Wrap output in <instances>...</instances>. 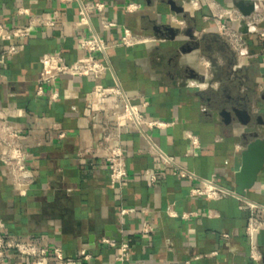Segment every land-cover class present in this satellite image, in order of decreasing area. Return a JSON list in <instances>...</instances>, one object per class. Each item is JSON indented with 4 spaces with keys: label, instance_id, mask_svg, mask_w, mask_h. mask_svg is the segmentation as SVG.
<instances>
[{
    "label": "crops",
    "instance_id": "crops-1",
    "mask_svg": "<svg viewBox=\"0 0 264 264\" xmlns=\"http://www.w3.org/2000/svg\"><path fill=\"white\" fill-rule=\"evenodd\" d=\"M104 2L107 17L116 29L102 31L92 16L94 31L107 43L105 61L109 71L100 80L60 78L47 94L52 103L35 97L40 58L59 54L66 63L84 57L77 43L88 36L85 28L74 30L77 7L65 8L56 0H0V23L21 27L27 16H42L51 28L39 30L20 53L0 65V111L11 116L29 153V167L36 178L25 196H18L0 164V220L7 235L37 245L55 246L71 264H264V229L254 238L258 259L250 257L245 237L249 213L240 201L225 197L205 200L190 195L199 180L214 179L234 191V174L240 167L246 130L232 117H220L224 107L245 110L250 130L264 123V65L260 48L251 34L244 55L237 57L216 32V7L229 10L244 3L252 14L264 11L260 0H80ZM129 4L138 6L126 12ZM171 7L182 9L176 14ZM264 27V23L261 24ZM153 39L132 48L117 46L121 29ZM8 41H0V52ZM208 63V65H207ZM198 75L193 79L192 74ZM119 86L134 106L149 119L171 123L166 129L147 130L146 136L196 180L179 179L162 170L147 151L136 130L117 126L110 116V101L99 97L100 89ZM87 104L92 107L84 114ZM119 137L128 166V181L120 191L110 189L103 150L99 144L104 122ZM64 133L58 141L51 125ZM196 138L193 149L187 136ZM40 143L39 146L37 144ZM89 151L83 159L77 154ZM1 153V149H0ZM156 178L151 184L145 173ZM264 171L244 198L262 204ZM241 198V197H240ZM123 209L134 212L121 217ZM173 215V216H172ZM182 215H190L183 219ZM143 223L151 233L143 235ZM103 240L112 242L109 247ZM120 244L129 247L128 261L115 258ZM86 249L89 260L78 259ZM5 264H29L11 259Z\"/></svg>",
    "mask_w": 264,
    "mask_h": 264
},
{
    "label": "built area",
    "instance_id": "built-area-1",
    "mask_svg": "<svg viewBox=\"0 0 264 264\" xmlns=\"http://www.w3.org/2000/svg\"><path fill=\"white\" fill-rule=\"evenodd\" d=\"M65 8L76 5L77 21L74 24V30L85 28L88 36L82 38L77 43V49L84 54V57L72 63H66L59 54H45L40 60V71L35 81V97L46 98L54 103L58 99L57 93L47 94V89L54 86L62 77L86 78L92 77L100 81L109 71V66L104 60L107 50V43L94 31L91 25V17L99 20L102 31L116 29L117 25L106 15L107 6L104 2H81L80 0H56ZM264 8V0H260ZM126 12L132 13L138 9L137 5L129 4L125 7ZM21 16H27V23L21 27H11L0 23V41H8L7 49L0 52V65L6 60L17 56L25 42L33 34L45 28H51L52 23L42 16L30 15L26 10L18 12ZM213 23L217 34L225 40L230 49L237 57L243 56L247 47V41L239 33L241 24L244 23L247 34L255 38V43L260 48V54L264 65V11L255 13L244 18L236 9L224 10L216 7L213 14ZM120 39L117 46L123 48H132L138 45H144L153 42V39L133 34L130 30L122 28ZM208 65V63H207ZM4 80L0 72V83ZM98 95L101 99L110 101L112 111L110 116L117 126V130L122 127H130L143 136L147 145V151L153 155L160 163L162 170L170 171L171 175L179 179L196 180L195 176L181 168L175 159L163 150H161L150 137L146 136L147 130L166 129L171 123L147 118L142 109L146 103L134 106L132 100L128 98L119 86L109 89H100ZM92 112V107L87 104L84 108V114L87 116ZM109 117L104 122L105 133L99 144L103 150V159L108 172V184L110 189L120 191L128 181V166L124 152L119 146V137L108 126ZM51 131L57 133L58 141L64 139V133L60 125L54 123L51 125ZM22 134L15 127L11 116H7L0 111V164L4 172L16 191L18 196H25L33 185L36 175L29 167V153L21 142ZM190 146L193 149L198 148V142L195 137L188 135ZM40 143L37 144L39 146ZM89 151H83L77 154V157L83 159ZM151 184L156 183V178L149 172L145 173ZM200 187L191 188L190 195L205 200H220L225 197L236 198L240 201V209L249 213L247 225L245 228V237L250 246V257L253 260L258 259L257 248L254 245V238L264 229V186L261 189L263 203L257 204L240 198L234 191L218 186L214 179L199 180ZM133 209H123L120 212L121 217L133 213ZM173 216V215H172ZM190 215H182L185 219ZM151 227L148 223H143L141 233L147 235L151 233ZM103 244L109 247H116L112 242L103 240ZM119 254L116 261L125 262L129 258V247L127 244H120L117 247ZM78 259L89 260L90 255L86 249H81L78 253ZM17 258L26 260L29 264H71L64 259L63 252L55 246L37 245L31 242H24L7 235L6 227L0 220V264L8 263L11 259Z\"/></svg>",
    "mask_w": 264,
    "mask_h": 264
},
{
    "label": "water",
    "instance_id": "water-1",
    "mask_svg": "<svg viewBox=\"0 0 264 264\" xmlns=\"http://www.w3.org/2000/svg\"><path fill=\"white\" fill-rule=\"evenodd\" d=\"M236 7L244 18L252 14V5L245 7L244 3H240ZM171 11L176 14L183 12L182 9L174 7H171ZM239 33L246 35L247 29L244 23L241 24ZM191 74L193 79L199 78L197 74ZM219 115L225 119V123L231 122L234 117L238 124L246 130L241 136L244 141V149L240 153V167L233 176L235 195L245 198L246 193L254 188L258 176L264 171V123H260L259 131L250 130L251 117L245 110H239L232 106L221 109Z\"/></svg>",
    "mask_w": 264,
    "mask_h": 264
}]
</instances>
